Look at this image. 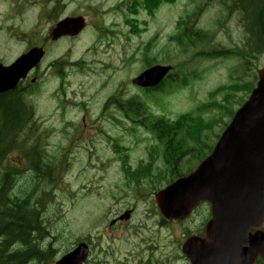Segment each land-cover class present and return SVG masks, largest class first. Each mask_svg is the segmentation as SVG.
<instances>
[{
	"label": "rangeland",
	"instance_id": "374dc122",
	"mask_svg": "<svg viewBox=\"0 0 264 264\" xmlns=\"http://www.w3.org/2000/svg\"><path fill=\"white\" fill-rule=\"evenodd\" d=\"M121 2L122 0H61L62 6L58 16L84 14L90 28L79 38H65L56 41L57 43L50 41L38 71L40 77L34 83L37 84L34 86L32 99L37 120L42 123L44 130L51 132L50 146L45 147L55 156L58 168L56 176L59 182L51 193L54 199L47 203L45 212L51 232L49 240L45 243H53L57 249L56 259L68 248H72L78 237L89 236L96 238L94 245L98 250L111 246L117 258L124 259L130 255V243L126 240H111L105 234L111 217L119 211L124 202L136 203L140 209L130 225L139 224L140 221L152 227L157 225L156 217L143 216L145 210L154 206V200L137 199L134 192L122 181V169L116 167L126 153L133 165H136L137 161H144L147 157V147L152 139L157 140L156 137L144 127L135 126L125 117L121 118L126 121H118V130H115L111 124L112 120L105 117L103 121L106 129L111 130L113 136L120 137L121 145L127 150L121 148L119 154H114L115 147L102 134L100 141L87 138L81 146L72 143L71 147L63 146L65 138L68 137L66 133L73 137V123L77 121L83 126L82 117L87 114L100 118L102 102L110 94L120 91L126 99L140 96L148 111L170 119L183 112L196 111L199 105L221 97V93L213 97L211 91L218 85L229 82L230 69L237 62L222 56L217 50L211 52L219 56L213 59L203 58L199 53L215 47L243 48L246 42V32L243 30L240 14L234 13L228 17L223 0H199L198 4H209L206 12L200 16L197 28L207 31L210 39L198 42L187 50L179 47L170 37L178 34L176 22L189 13L194 0L167 2L153 14L144 9L132 14L130 5H119ZM132 2L133 0H130L128 4ZM7 4L9 0L0 5V61L12 63L29 49V45L41 41V36L47 30L49 34L55 25L57 14L42 16L36 21L37 14L40 13V7L37 6L32 8L30 19L21 25L17 20L3 18L2 11ZM42 5H47L45 10L50 13L52 5L55 4L52 0H46ZM4 25H9V28L1 29ZM136 25L141 29L137 30ZM100 29L106 30L110 39L105 45L99 41ZM57 59L65 62L66 78L63 85L56 69L49 67L50 63ZM146 60L178 65L176 78L183 79L188 76V85H180L177 88L168 86L165 91L145 93L132 84L131 80L144 69ZM77 61L79 64H69ZM257 66H264V57L258 61ZM68 101H74L79 106L67 103L64 108L61 107V104ZM198 115L212 120L218 118L216 109ZM89 119L90 116H87L86 120ZM83 128L86 129L85 126ZM219 128L221 127L216 124L209 132L211 143L215 140L213 131L218 133ZM74 139L80 141L82 137ZM62 147L71 150V154L65 152ZM158 154L162 169L156 189L161 187L167 178L159 141ZM20 159L19 152L10 154V162L17 163ZM195 165L197 166V159H187L183 173L189 172ZM23 167L25 177L20 179L19 184H24L23 188L26 189L32 182L29 178H33L36 172L32 168L27 171V164ZM134 167H131V172ZM37 183V194L47 192L50 188L46 182L42 183L41 179H37ZM203 210L204 207L198 210L194 223H199ZM187 224L192 225V222L189 220ZM180 227L176 225L174 229ZM177 232L179 233L180 229H177ZM177 264L181 262L177 261Z\"/></svg>",
	"mask_w": 264,
	"mask_h": 264
},
{
	"label": "trees",
	"instance_id": "16d2710c",
	"mask_svg": "<svg viewBox=\"0 0 264 264\" xmlns=\"http://www.w3.org/2000/svg\"><path fill=\"white\" fill-rule=\"evenodd\" d=\"M175 0H141L136 2V6L146 9L149 13H154L162 3L174 2ZM203 5H208L206 2ZM232 9L245 11V21L249 38H247L248 47L245 48H230V55H240L244 60L254 52V55L264 53V0H230ZM139 12V9L137 10ZM187 23L185 19L178 21V25L183 27L182 23ZM141 28L137 26V30ZM190 30V29H189ZM189 32V31H188ZM210 35L205 30H197L195 34L190 31L188 43L195 45L196 40L208 39ZM178 39V44L186 46L188 43ZM172 40V39H171ZM186 50V49H185ZM201 55V54H200ZM208 53L205 57H211ZM151 60H146V65H151ZM75 64H79L76 62ZM65 62L58 67L57 73L63 77ZM167 81L166 86L170 83L176 85L181 83L188 84V80L179 81L171 77ZM228 88L218 87L212 92V96L216 95L219 90ZM234 89L227 92L229 98L234 97ZM216 109L217 103L209 102L200 106L201 111ZM146 106L138 100L130 99L128 101V112L130 114L140 115ZM232 113V112H231ZM34 106L28 102L22 94L20 87L15 90L3 93L0 95V264H50L54 253L53 250L43 243L48 240L46 237L50 233L47 229L44 219H42L43 200L36 198L33 201L34 195L23 189L24 184L19 187L20 194H13L14 186L20 174V168L8 162V155L11 151L18 149L24 156L27 162H32V169L37 173V178L41 177L44 181H52L55 167L49 162L35 163L32 154L37 149H40L44 139V132L41 130L37 121L34 120ZM147 126L158 133V136L165 143L163 158L171 165L174 171H170V177L176 176L179 170L181 159L187 154V149L190 147V142L194 139H200V135L194 130L184 134L181 132L190 122L195 119L190 112L182 113L175 119L166 117L149 118ZM203 125V124H202ZM205 127L203 125L200 131ZM32 129L33 144L31 152L27 151L28 145L27 134L22 133L27 129ZM198 129V132H200ZM29 148V149H30ZM173 179V178H172ZM36 182L34 186H37ZM45 196L49 194L43 192ZM46 248V249H45Z\"/></svg>",
	"mask_w": 264,
	"mask_h": 264
},
{
	"label": "water",
	"instance_id": "95a60500",
	"mask_svg": "<svg viewBox=\"0 0 264 264\" xmlns=\"http://www.w3.org/2000/svg\"><path fill=\"white\" fill-rule=\"evenodd\" d=\"M85 25L81 16L68 17L58 23L50 37L58 39L63 35H77ZM43 55L42 48H33L13 64L0 66V92L16 87L18 81L26 77ZM171 68L172 66L154 65L143 71L134 82L144 87L156 86ZM261 104L263 110H258ZM254 179L258 180L259 188L256 201L259 222L264 210L260 203V188L264 181V70L261 71L259 88L234 116L212 154L189 176L177 180L156 195L158 206L168 219H184L203 200H210L216 208L221 205L219 212L226 214L231 220V227L223 232L225 238L217 248L216 257L204 255L200 238H196L198 244L193 238L187 240L184 250L192 264H225L224 254L228 248L226 237L234 235L239 217L240 227L243 228L246 225L245 214L250 213L248 206L247 211L243 207L245 192L241 187L249 188ZM128 216L129 213H126L124 217ZM254 244L264 254V238L261 234H258ZM230 245L234 246L233 239ZM87 251L88 247L81 244L57 264H79L86 259Z\"/></svg>",
	"mask_w": 264,
	"mask_h": 264
},
{
	"label": "flooded vegetation",
	"instance_id": "af4514ba",
	"mask_svg": "<svg viewBox=\"0 0 264 264\" xmlns=\"http://www.w3.org/2000/svg\"><path fill=\"white\" fill-rule=\"evenodd\" d=\"M250 73H251V76H252L251 78H253V82L250 83L251 89H250V92H249L248 97L252 93L253 89L257 86V82H258V79H259V76H258L257 71L252 70V67L250 69ZM247 78H248V76H247ZM236 84L239 85L240 82H237ZM241 106L240 105H237L235 107V111L238 110ZM121 108H122V110L124 109L122 106H121ZM99 115L101 117H107L109 119V117L106 116V115H103L101 113ZM118 163L120 165V167L119 166L118 167L121 168L122 163L121 162H118ZM137 163H136V165H137ZM138 166H140V165H138ZM139 175H140L139 170H136L133 173H131V175H129V177H126V175L124 174V179H122L123 182L124 181H127V180L132 181L130 190L133 191L134 194H137L138 193L136 179L138 178ZM159 178H160L159 168L154 169V171H153V177H146V178H144V180L146 181L145 183H146V186L148 187V189H151L152 182L159 180ZM256 194H257L256 187H253L251 189V193H250V198H251V204H250L251 206L250 207L252 209H255V206H256ZM203 206H204V210H203V214H202V226L201 227H198L197 228V231H195L194 234L203 236L205 238L206 237V229H207V226H208L210 220L213 217V211H212V205L209 202H204L203 203ZM262 216H263V222L260 225L261 227L259 229H256V227L252 226V227L247 228L245 230L246 240H242L241 242H239V246H240V248H241L242 251H245V250H247L250 247V243L247 240V238H252L258 232L264 233V210H263ZM111 228L114 229L115 233L118 234L119 236L121 234H126L127 233L126 232L127 226H125L124 225V222H121V221L120 222H117ZM137 229H141V227H137ZM126 238L128 240L131 239L129 236L126 237ZM168 238H170V237L168 236ZM171 258H174L176 260V253L174 255H172ZM246 261H247V264H264V256L263 255H258V256H256L254 258L253 261H249V259L248 260L246 259ZM169 264H171V263H169ZM175 264H176V261H175Z\"/></svg>",
	"mask_w": 264,
	"mask_h": 264
}]
</instances>
